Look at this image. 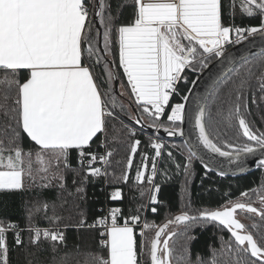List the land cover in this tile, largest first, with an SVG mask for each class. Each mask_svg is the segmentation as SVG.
<instances>
[{"label": "snow or ice", "instance_id": "1", "mask_svg": "<svg viewBox=\"0 0 264 264\" xmlns=\"http://www.w3.org/2000/svg\"><path fill=\"white\" fill-rule=\"evenodd\" d=\"M236 4L237 0H229L233 11ZM106 7L109 5L105 0H99L95 12L104 29L102 34L99 30L96 32L98 37L102 35L101 49L94 48L89 38L92 29L90 24H86L89 12L85 0H0V70H3L0 75V120L3 121L0 124V192H22L30 188L44 190L57 186L62 191L66 190L64 170H71L69 156L73 150L77 151L82 165L87 159L85 171L88 174H102L100 168L92 165L97 159L107 163L112 153L97 157L86 151V146L98 133L105 131L106 118H119L114 111L117 107L123 111L111 88V81L118 77L110 68L114 61L108 59L114 41L110 23L112 17L109 15L106 22L104 16ZM239 8L249 17H264V0H239ZM134 9L133 22L115 30L119 67L127 78L138 110L152 121L151 125H144L143 115L138 114L135 123L142 127H154L157 131L162 126L157 122L165 112V105L176 90L177 82H188L187 77L181 75L185 68L202 72L209 67L212 59L227 58L225 45L240 44L257 34L264 40V20L259 27L226 26L222 19V0H134ZM101 52L104 55H100ZM85 53L89 59L95 57V64L107 74L109 88L103 94L92 69L82 61ZM21 70L28 72L23 82L18 76ZM252 78L259 82V90L264 93V69L257 76L248 68L246 76L240 78L234 89L232 107L227 115L229 122L233 119L238 122L247 140L243 144L234 145L225 141L223 146H219L214 142L204 122L205 104L202 99L206 98L195 99L198 108L195 124L200 143L210 152L227 158L229 163H238L240 171L244 170V157L257 151L264 152V132L258 134L254 131L242 111L247 108L245 91L250 87ZM196 82L193 80L191 83L194 86ZM188 92L191 94L192 88ZM106 96L108 100L103 98ZM182 99L188 102L189 95ZM252 103H256L254 94ZM185 117V103L175 104L167 115L172 127L164 130L169 135H183L181 125ZM25 135L38 146L35 150H24L22 141ZM139 144V140L132 144V154L136 153ZM151 147L155 156L159 157L162 144L152 143ZM189 153L190 161L196 153L192 148H189ZM168 155L171 157L172 154ZM131 164L130 156L129 168ZM204 166L209 168L210 163ZM259 166L264 167V159L259 161ZM155 167L153 158V174ZM220 174L225 173L221 171ZM143 175L138 170L136 181H141ZM122 179L128 180L127 172ZM148 179L151 182V177ZM83 191L82 186L76 189L77 193ZM155 191H159V186H155ZM241 196L248 197L249 193L243 192ZM120 197L121 192L117 190L111 198ZM257 198L264 205V194L257 192ZM150 199L152 203L157 201L155 193ZM64 202L67 203L66 200ZM48 208L49 204L44 201L33 204L29 209V218L41 211L46 212ZM238 210L258 215L264 220V208L257 209L252 203L237 199L216 210L205 208L194 214H190V210H182L159 227L145 223V229H156L147 245L150 264H264V235L260 239L255 238L236 218ZM120 211L119 208L111 210L110 223L105 217L92 225L81 219L77 225L104 227L100 235L106 236V239H101L100 244L107 256L94 255L93 264H140L133 229L140 216L132 215L120 224L117 219ZM151 211L155 213L157 209L152 207ZM53 219L58 220L59 217ZM215 222L230 233L229 239L222 243L219 250L213 251L210 261L199 254L196 260H192L189 245L194 237L187 233L193 225L204 227ZM170 225L185 226L184 232L179 233L183 241L179 252L173 241L178 233L167 231ZM14 227L16 225L0 223V264H8L5 233ZM29 230L34 233L33 244L38 243L41 236L53 242L64 241V234L59 230H41L38 227ZM140 235L143 237L144 232L141 231ZM170 241L173 243L170 244ZM15 242L22 244L18 233ZM144 248V241L141 240L140 251L143 252ZM217 252L223 259L218 257Z\"/></svg>", "mask_w": 264, "mask_h": 264}, {"label": "trees", "instance_id": "2", "mask_svg": "<svg viewBox=\"0 0 264 264\" xmlns=\"http://www.w3.org/2000/svg\"><path fill=\"white\" fill-rule=\"evenodd\" d=\"M105 3L109 5L104 9L106 22L109 15L112 17L110 23L114 43L110 56L116 64L120 82L127 83V78L123 75V69L119 67V51L118 44L115 43V30L121 25L133 22L134 0H105ZM222 3V19L226 26L259 27L264 19V17L258 15L249 17L243 14L239 8V0H237L234 11L229 6V0H222ZM95 5L96 0H92L86 24H90L92 29L89 33L92 46L100 48L99 37L96 35L98 28L94 18ZM101 29L103 32L102 26ZM233 45L235 44L228 47L230 48ZM100 55H103V53L101 52ZM83 58L84 64L92 69L94 76L97 78V83L103 94L109 88L107 74L102 71L100 65L95 64V57L89 59L85 53ZM214 59L211 61H214ZM248 68H251L253 73L258 76L261 70L264 69V53L255 55L239 64L217 85L207 101L206 127L210 137L219 146H223L225 141L232 142L234 145L247 142L246 138L243 137L242 130L238 127V122L234 119L229 122L227 115L232 107L234 89L240 78L246 76ZM2 73L3 70H0V75ZM199 73L193 72L189 68L184 70L182 76L187 77L188 82L185 83L183 80L177 82L176 90L173 92L170 102L160 119L161 127H172L167 120V115L170 114L172 106L184 102L182 97L188 94V89L192 86L191 82L198 77ZM18 76L20 81L23 82L28 76V72L21 70ZM249 83L250 87L245 91L247 108L242 111L249 125L259 134L264 132V99H261L264 93L259 90V82L255 78H252ZM112 89L114 90V88ZM253 94L256 103H252ZM103 98L108 100L107 96ZM116 100L118 105L123 106V111L120 107L114 110L119 114V118H106L105 131L98 133L86 146V151L97 155H100L103 151V145L108 152L112 153L107 162V182L100 175L92 176L88 174L85 171L87 166L79 163L78 153L73 150L69 157L71 170H64L66 190L62 191L58 186L44 190L30 188L16 194L0 196V223L5 226L9 222L28 229L47 226L60 228L64 234L62 243L53 242L50 239H40L38 243L33 244L31 241L34 233L28 230L21 236L22 244L17 245L15 242L17 233L6 232L8 264H93L94 255L106 257L107 252L100 244L102 239L101 229H98V227L77 226L81 219L85 220L88 225L95 224L103 216L104 210L102 208L104 209L106 204L112 207H120L121 211L117 214L118 223L120 224H123L125 218L139 215L140 218H145V223L159 227L168 219L180 214L182 210H190V214L205 208L216 210L225 206L229 201L239 198L254 201L258 199L257 192L264 194V167L258 166L252 172L239 176L221 175L220 172L217 173L205 168L203 163L193 156L189 161V149L182 139L162 137L166 140V144L163 146L161 155L156 159L157 166L153 179L154 186H159L157 201L152 204L148 203L152 181L149 182L148 177H145L138 182L136 181V174L138 170H141L145 156L149 161L153 158L155 150L151 147V144L154 143L157 136L155 133L144 131L135 126L129 117L128 107L123 105L117 94ZM134 105L136 106V104ZM109 107L111 108V105ZM140 113L142 115L141 111ZM2 123L3 121L0 120V124ZM133 131L134 135H132ZM136 140H139L140 144L133 158L131 146ZM22 146L25 151L35 150L38 147L26 135L22 141ZM168 153L172 154L171 157ZM130 156L132 164L129 168L128 160ZM185 166H188L187 171H185ZM126 172L128 180L124 181L122 177ZM73 180H75V184ZM81 186L84 191L77 193L76 189ZM106 187L107 190H120L121 197L115 200L109 199ZM243 192H248L249 196L242 197L241 193ZM69 193H72V195H69ZM65 200L67 203L64 202ZM39 201L47 202L49 208L46 212L41 211L30 219L29 209ZM152 207L157 209L155 213L151 211ZM53 217H59V219L54 220ZM184 227V225H179L178 229L175 230L178 235L173 237L174 246L178 252L183 243L179 233L184 232ZM134 229L138 260L140 261L141 238L137 234L136 228ZM249 229H252L255 238L260 239L264 235V220L260 217H253ZM155 230V228L145 230L143 254L145 264H150L147 245L153 238ZM187 235L194 237L189 245L190 258L196 260L199 254L201 258L207 261L211 260L213 251L219 250L222 243L230 237V233L226 229L215 225V223L207 224L204 227L193 225ZM173 241H170V244ZM54 247L55 251L53 250ZM217 255L220 257L219 252H217ZM220 258L223 259V257Z\"/></svg>", "mask_w": 264, "mask_h": 264}, {"label": "water", "instance_id": "3", "mask_svg": "<svg viewBox=\"0 0 264 264\" xmlns=\"http://www.w3.org/2000/svg\"><path fill=\"white\" fill-rule=\"evenodd\" d=\"M99 0H96V6L98 5ZM96 12V8H95ZM96 21V27L102 34V29L99 23V20L96 16H94ZM100 40V48H103L102 44V35L99 36ZM264 53V40L261 39L260 35H254L249 36L248 39L244 40L240 44H235L232 47H228L226 50V57L227 58H218L214 59V61H211L209 64V67L207 69H204L202 72L199 73L198 77L195 79L197 82L192 88V92L189 95V101L188 102H182L185 103V111H186V117L181 125L183 129V135H180L179 133L175 135H169L164 129L169 127H160V129L157 131L154 127H142L140 124L135 123V118L132 119L135 126L143 129L144 131H148L150 133H155L158 136L164 137V138H174V139H182L184 141V144L189 148H192V150L196 153L195 157L199 161L205 165V163H210L209 170H212L214 172H221L223 171L224 175L229 176H239L244 175L247 173L252 172L259 166V161L261 159H264V152L257 151L253 154H250L246 157H244V163H243V171L239 170L238 163H229L227 158L220 157L216 153L210 152L208 149L204 148L203 145L199 141V130L196 127L195 124V118L196 114L198 112V108L195 103L196 97L206 98L202 99V102L205 104V116H204V122L206 125V109H207V101L209 100L212 92L217 87L218 84H220L226 76L232 72L239 64L244 62L245 60ZM104 55V53H103ZM230 58V61H229ZM111 60L110 58H108ZM113 61V60H112ZM112 71L115 72L118 79L113 80L114 82V92L121 98L127 101L129 106L134 112L135 117L139 114L141 115L138 108L134 105V102L130 99H127L124 95H121L120 91V79L117 72V67L114 62V65H110ZM144 125H151L145 122L143 120ZM207 129V127H206ZM208 131V130H207ZM211 138V137H210ZM166 223V222H165ZM163 225V224H162ZM161 225V226H162ZM174 226L170 225L169 229ZM167 229V231H169ZM163 238V237H162Z\"/></svg>", "mask_w": 264, "mask_h": 264}, {"label": "built area", "instance_id": "4", "mask_svg": "<svg viewBox=\"0 0 264 264\" xmlns=\"http://www.w3.org/2000/svg\"><path fill=\"white\" fill-rule=\"evenodd\" d=\"M92 3V0H85V4H86V7L88 8V12L90 11L89 8H90V5ZM264 20V19H263ZM228 46H225L226 47V50L228 49ZM156 139H157V143H161L163 146L166 144V140L158 135H156ZM106 153H108V151L104 148V145H103V151L101 152L100 155H97L95 153V155H97V157L101 156V155H106ZM79 163L81 164L80 160H79ZM83 164L85 166H87L88 164V161L87 159H85L83 161ZM93 167H98L101 169V175L105 182H107V178H108V169H107V163H104L102 161H100L99 159H97L96 162H94V164L92 165ZM104 173H107V174H104ZM106 190H107V187H106ZM115 192V190H107V197H109V199L112 197V194ZM156 197H157V192H156ZM115 208H119L120 207H112L108 204L105 205L104 209L102 208V210H104V213H103V216L101 218H108V222L110 223V212L112 209H115ZM119 214V213H118ZM118 216V215H117ZM9 224H12V225H16L15 223L13 222H9L7 225ZM144 224H145V218H140L139 222H137L135 225H134V228H136V232L137 234L140 236L141 240L142 238L144 237H141L140 233L141 231H143L145 233V228H144ZM92 225V224H90ZM95 227H98V229H101V233L104 232V227L103 226H100V225H96ZM32 228H37V227H32ZM40 228L41 230L43 229H51V230H59L60 232H62V230L60 228H53V227H38ZM29 229L28 228H25V227H19L18 225H16V227L14 228H9L6 232H15V233H18L19 234V237L21 239V236L23 235V233H25L26 231H28ZM30 231V230H29ZM32 232V231H31ZM5 239H6V233H5ZM41 239H45L43 236H41ZM102 239H106V236L105 237H102ZM140 264H145L144 262V259L142 257L141 261H140Z\"/></svg>", "mask_w": 264, "mask_h": 264}, {"label": "rangeland", "instance_id": "5", "mask_svg": "<svg viewBox=\"0 0 264 264\" xmlns=\"http://www.w3.org/2000/svg\"><path fill=\"white\" fill-rule=\"evenodd\" d=\"M95 8H96V5H95ZM103 33V32H102ZM99 42H100V40H99ZM102 44H103V39H102ZM225 46H227V45H225ZM111 60H112V58H111V56L109 55L108 56ZM186 69V68H185ZM112 88H114V83L112 82ZM120 91H121V93H122V95H124L127 99H130V100H132L133 102H134V104H136V101H135V97L131 94V89H130V86H128V84L126 83V82H120ZM118 98L120 99V101L123 103V105H125V106H127L128 107V109H129V117L131 118V120L132 119H134L135 118V115H134V112H133V110L131 109V107L129 106V104L127 103V101L126 100H124L123 98H121V97H119L118 96ZM136 106H137V104H136ZM142 115H143V117H144V120H145V122L146 123H148V124H151L152 123V121H151V119L150 118H148V116L146 115V114H143L142 113ZM163 116V114L161 115V117ZM161 117H160V119H161ZM160 119H159V121L157 122V123H159V124H161V122H160ZM131 127V126H130ZM133 129V128H132ZM155 136V135H154ZM154 143H157V139L155 138V141H154ZM137 148H138V146H137ZM163 150V145H162V149H161V151ZM134 156H135V154H133V158H134ZM153 158H155V166H157L156 165V159H157V157L155 156V154L153 155ZM153 158H151L150 159V161L148 160V158H147V156H145V158H144V161L142 162V166H141V170L140 171H142L143 173H144V175H143V177H142V180L145 178V177H151V181H152V188H151V194H150V197H151V195L153 194V193H155V195H156V191H155V186H154V184H153V179H154V177H155V174H153V170H152V165H153ZM155 171H156V167H155ZM141 180V181H142ZM242 199H246V198H242ZM148 203H151L152 204V202H151V199L149 198V202ZM255 204H257V203H255ZM257 207L259 208V207H261V205L259 204H257ZM178 226H172L170 229H169V232L170 231H173V230H176V229H178L177 228ZM145 233H144V237L142 238V240L144 241V239H145ZM143 254H144V251L143 252H141L140 251V261H141V259H142V257H143Z\"/></svg>", "mask_w": 264, "mask_h": 264}, {"label": "flooded vegetation", "instance_id": "6", "mask_svg": "<svg viewBox=\"0 0 264 264\" xmlns=\"http://www.w3.org/2000/svg\"><path fill=\"white\" fill-rule=\"evenodd\" d=\"M242 202H245V203H252V205L254 206V207H256L257 209H261V208H264V205H262L260 202H259V199H257V200H254V201H252V200H244V199H242V198H239ZM237 199H235L234 201H236ZM255 203H257L258 205L260 204L261 205V207H257V204H255ZM220 209V208H219ZM253 217H260V216H258V215H255V214H250V213H247V212H241V211H237V216H236V218L237 219H239L240 221H241V223H243L245 226H246V228H247V230L249 231V232H251L252 233V229H249V226H250V224L253 222ZM215 225H217V226H219V227H221V225H219L218 224V222H215ZM175 226V225H174ZM222 228H223V226H222ZM254 235V234H253ZM255 237V236H254ZM164 238V237H163ZM162 238V239H163ZM233 242H234V240H233Z\"/></svg>", "mask_w": 264, "mask_h": 264}, {"label": "crops", "instance_id": "7", "mask_svg": "<svg viewBox=\"0 0 264 264\" xmlns=\"http://www.w3.org/2000/svg\"><path fill=\"white\" fill-rule=\"evenodd\" d=\"M233 36H234V34H233ZM82 61H83V63H84V58H83V56H82ZM182 75V74H181ZM174 92V91H173ZM173 92H172V94H173ZM172 94L170 95V97H169V102H170V99H171V96H172ZM169 102H168V104H169ZM167 104V105H168ZM167 105H165V109H166V107H167ZM70 156H71V154H70ZM69 156V157H70ZM115 191H117V190H115ZM120 191V190H119ZM18 192H20V191H17V192H11V193H5V192H0V196H4V195H6V194H16V193H18ZM121 192V191H120ZM119 199V198H118ZM133 229H134V226H133ZM134 235H135V237H136V233H135V229H134Z\"/></svg>", "mask_w": 264, "mask_h": 264}]
</instances>
